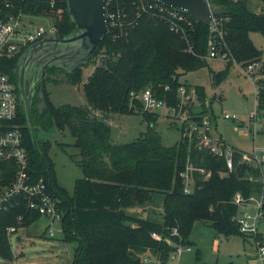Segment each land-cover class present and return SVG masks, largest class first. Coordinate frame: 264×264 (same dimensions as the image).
Returning a JSON list of instances; mask_svg holds the SVG:
<instances>
[{"label": "trees", "instance_id": "16d2710c", "mask_svg": "<svg viewBox=\"0 0 264 264\" xmlns=\"http://www.w3.org/2000/svg\"><path fill=\"white\" fill-rule=\"evenodd\" d=\"M11 1L25 12L54 17L57 37L66 36L75 28L67 0ZM249 1L213 0L219 5L217 14L223 17L226 30L222 48L241 65L262 60V50L254 43L251 32L259 31L264 35V9L260 12L252 10ZM110 6L125 11L127 20L136 23L122 32L116 27L115 32H121L119 36L113 35L111 27L103 37L95 54L102 55V62L83 83L89 106L54 105L47 94L45 108L37 106L36 101L32 104L38 134L56 126L61 130L69 128L75 138L74 144L80 152L77 161L83 176L76 179L72 194L58 182L52 162L50 177L48 163L29 128L21 99L18 109L17 122L24 133L32 180L44 177L62 214L63 240L76 244L72 264H143L142 257L148 252L160 259L159 264H166L178 245L193 243L190 234L196 221L209 223L227 237L234 234L248 236L239 230L236 221L239 205L234 202V195L241 192L248 198L260 193L264 189L262 168L242 161L240 149L235 153L233 169L228 171L223 157L200 148L196 140L189 141L182 136L173 145L163 144L156 127L159 113L142 111L140 101L132 100L130 95L131 91L151 86L154 94L165 99L168 106L178 107L181 101L179 87L186 85L189 90L195 87L196 103L188 107L189 115L193 118L201 116L194 112L197 104L203 106L202 114L208 113L206 87L183 82L181 76L209 66V24L195 21L194 28L185 33L176 32L157 15L144 12L139 15L134 0H111ZM25 49L1 59V70L10 75L18 92L17 68ZM233 59L226 62L223 70L211 68L214 85L220 84L228 75ZM92 60L94 58L84 65ZM84 65L70 73L49 67L47 81L51 75L61 72L65 73L69 83H82ZM258 109L264 111V90ZM98 110L118 113L141 110L147 128L133 141L113 143L111 126L97 117L95 112ZM40 139L48 155L50 144L44 138ZM190 164L204 168L206 173L191 172L195 177L194 190L187 193L181 172ZM2 180L5 184L10 182L5 176ZM157 192L164 193L161 220L128 211L129 207L152 200ZM40 217L38 212L27 207L26 201L10 211L0 212V258L7 261L16 258L7 227H29ZM173 229H177L178 234H174ZM154 234H159L161 239ZM256 238L264 239V235L258 234Z\"/></svg>", "mask_w": 264, "mask_h": 264}, {"label": "rangeland", "instance_id": "374dc122", "mask_svg": "<svg viewBox=\"0 0 264 264\" xmlns=\"http://www.w3.org/2000/svg\"><path fill=\"white\" fill-rule=\"evenodd\" d=\"M249 6L252 10L260 12L261 9H264V2L261 0H250ZM33 20L35 25H44L47 28L55 23V18L50 15H35ZM251 37L254 43L262 50L260 63L264 66V35L259 31H252ZM93 58L92 62L82 67V78L85 81L96 65L102 62V55H94ZM216 58L208 59L209 66L185 73L181 76V81L193 85L201 84L206 87V105L209 110L207 114L213 120L217 136L222 135L232 145L243 147L247 150H252L254 143L257 146H261L264 144V123L257 124V128L262 130L257 132L255 137L251 131L246 130L250 114L256 109L254 83L243 71L246 65L234 63L231 65L228 75L220 84L214 85V77L211 70H223L226 67V62L231 60L223 59L220 56ZM60 78L63 80L60 83H55ZM186 89L187 91L184 95L178 91L181 98L182 95L185 97L191 95L190 90L187 87ZM46 91L49 101L54 105L71 103L89 106L82 83H69L66 81L65 73L60 72L51 75L50 80L46 82ZM194 103H196V100ZM191 104L193 103L189 101L181 109V118H177L180 110L173 112L166 107L156 110L159 113L156 127L162 136L163 144L173 145L181 139L183 136V116L185 113L189 114L188 107ZM142 111L150 110L142 107ZM142 111L118 113L98 110L95 114L99 119L110 124V136L113 143H125L135 140L140 136L141 132L146 130L147 121L141 115ZM225 112L236 114L237 117L235 119L225 118ZM239 124L241 129H245L244 134L241 133ZM39 137L49 142L48 157L53 163L56 178L67 192L72 194L76 179L83 176L82 167L77 161L80 159V152L79 148L74 144V136L69 128L61 130L53 126L48 130H41ZM163 200L164 193L157 192L152 200L142 205L129 207L128 211L131 214L161 220ZM49 221V218L42 216L29 227H20L17 231L22 236L20 242H17V234L13 235V252L16 255L15 259L21 264H72L76 244L67 242L68 245H64L65 247L55 246L57 247L55 248L50 246L56 241L60 243L65 241L63 240V232L58 230L61 221L51 220V225L46 230ZM50 229L55 230L54 236H50ZM190 240L193 243L183 245V251L180 255H177V252H172L166 264H249L248 261L253 257L254 254L252 253L255 252V241L252 236L244 237L242 234H234L228 240L227 236L217 232L213 226L204 221H196L194 223ZM0 259H2L0 263L8 264L6 259ZM142 259L143 264H159L160 262V259L151 252L145 253ZM257 262L256 264H261L259 260Z\"/></svg>", "mask_w": 264, "mask_h": 264}, {"label": "built area", "instance_id": "2783aa9c", "mask_svg": "<svg viewBox=\"0 0 264 264\" xmlns=\"http://www.w3.org/2000/svg\"><path fill=\"white\" fill-rule=\"evenodd\" d=\"M105 14L109 30L113 28V35L119 36L128 26H133L136 21L127 19L126 12L113 9L110 4L111 0H105ZM213 2V0H207ZM138 14L152 13L159 16L162 22L168 24L171 30L185 33L187 29L194 28L195 18L183 8L170 6L158 0H134ZM34 15L26 13L20 5H15L11 0H0V66L1 59L12 57L20 53L30 44L44 37H57V26L53 23L49 28L44 25H35ZM116 27L121 30L115 32ZM210 36L208 40V58L220 56L225 59H233L228 51L223 50L222 44L225 36V27L223 17L213 14L209 22ZM233 62L235 60L233 59ZM244 73L248 75L255 87L256 109L250 114L247 125L248 131L253 136L260 132L257 128L258 123H264V111L258 109L261 92L264 90V68L259 61H253L246 64L243 68ZM178 91L183 95L187 91L185 85L180 86ZM191 95L185 97L182 94L180 103L177 106H168L165 99L158 98L151 86H147L140 91H131V99H138L146 110L156 111L159 108H169L173 112H178L177 118H181L184 105L189 101L194 102L197 98L195 87L190 89ZM20 104L19 92L17 91L14 81L10 75L0 68V212L10 211L26 201L29 209L38 212L41 216L50 218L52 221H61L62 214L58 209L57 200L47 189V183L44 177L33 181L29 172V155L24 144V133L21 124L17 122L18 109ZM184 115V114H183ZM225 118L235 119L236 114L229 112L224 113ZM244 121V120H240ZM240 127V124H239ZM242 134L245 129L240 127ZM183 136L189 141L196 140L200 148L207 149L212 154L223 157L229 170L234 167L235 153L239 148L235 147L223 137L215 134L214 123L211 116L207 113H201L199 118H193L185 113L183 116L182 126ZM242 150V149H240ZM242 161L255 163L262 169L264 167V145H253L252 150H242ZM193 170H199L206 173L204 168L188 165L187 169L181 172L185 178V192L190 193L194 190ZM4 172H7L6 174ZM210 172H207L209 175ZM225 174V173H224ZM7 177L10 182H2L3 177ZM264 180V172H262ZM234 202L239 205L236 221L239 230L246 235L254 238L256 254L261 264H264V239H257L258 234L264 235V228L261 226L264 221V189L259 194H252L244 198L241 192L234 195ZM23 215H19L21 220ZM19 227L10 225L7 227V234L12 242V237L18 234ZM62 231L60 224L59 229ZM50 236L55 235V230L50 229ZM174 234H178L177 229H173ZM161 239L159 234H154ZM171 242L170 238H166ZM183 245L176 247L173 253L180 255L183 251ZM8 264H20L16 259L8 261Z\"/></svg>", "mask_w": 264, "mask_h": 264}, {"label": "water", "instance_id": "95a60500", "mask_svg": "<svg viewBox=\"0 0 264 264\" xmlns=\"http://www.w3.org/2000/svg\"><path fill=\"white\" fill-rule=\"evenodd\" d=\"M170 6L186 9L197 22L209 24L211 16L219 10V5L207 0H158ZM68 11L75 28L64 37H46L30 44L22 53L18 62V88L19 97L27 115V121L31 132L43 156L48 163L51 177V160L42 147L41 139L33 120L32 104L34 86L27 89V66L30 58L37 52L49 50L44 57H49L42 69V84L40 94L43 97L44 106L47 104L45 92V71L48 66H56L67 73L73 72L78 66L88 63L98 51L103 37L109 33V26L105 14V0H67ZM43 106V108H44ZM203 106L194 108L195 113H202ZM229 239V237H227ZM76 249V247H75Z\"/></svg>", "mask_w": 264, "mask_h": 264}, {"label": "flooded vegetation", "instance_id": "af4514ba", "mask_svg": "<svg viewBox=\"0 0 264 264\" xmlns=\"http://www.w3.org/2000/svg\"><path fill=\"white\" fill-rule=\"evenodd\" d=\"M46 38V37H44ZM43 38H41L40 40H42ZM38 40V41H40ZM49 50H43L41 52H37L36 54H34L28 63L27 66V71H26V76H27V89L29 90L31 86H34V97H33V101H36V105L41 107V109H43L44 106V102H43V97L40 94V87L42 84V69H43V65L46 61L49 60V57H44L47 52ZM54 66V65H52ZM51 65L47 67L46 71H45V92H46V82H47V77H48V68L52 67ZM56 67V66H55ZM19 71V69L17 68V72ZM46 95V94H45ZM46 97V96H45ZM47 100V97H46ZM47 105V104H46ZM46 105L44 106V108L46 107Z\"/></svg>", "mask_w": 264, "mask_h": 264}, {"label": "crops", "instance_id": "0c3cea01", "mask_svg": "<svg viewBox=\"0 0 264 264\" xmlns=\"http://www.w3.org/2000/svg\"><path fill=\"white\" fill-rule=\"evenodd\" d=\"M32 14V13H31ZM34 16H35V14H33ZM209 59V58H208ZM214 59H217V58H214ZM85 82V80H83V82H82V85H83V83ZM200 104H197L196 105V107L197 106H199ZM202 106V105H201ZM220 137H223L222 135H219ZM226 140V139H225ZM227 141V140H226ZM262 145H264V144H262ZM235 146V145H234ZM235 147H237V146H235ZM237 148H239V149H242V150H247V149H244L243 147H237ZM193 166H194V164H192ZM262 172H264V170L262 169ZM193 176V175H192ZM193 178H194V181H195V177L193 176ZM259 194V193H258ZM48 218V217H47ZM50 219V218H49ZM51 219H50V221H49V223H48V225L46 226V230H47V228L48 227H50V225H51ZM261 226L264 228V221L262 222V224H261ZM21 237L22 236H20L19 234H17V242H20V240H21ZM229 239H230V237H229ZM228 239V240H229ZM66 245H68V243L67 242H63V243H60V242H58V241H56L55 243H52V244H50V246H57V247H65ZM57 247H55V248H57ZM68 248V247H67ZM75 248V247H74ZM252 254H254L253 255V257L251 258V259H249V264H256V263H258L257 262V260H259L258 259V257H257V254H256V247H255V252L254 253H252ZM0 260H2V259H0ZM17 260V259H16ZM18 261V260H17ZM260 261V260H259ZM261 262V261H260ZM20 263V262H19ZM0 264H2V263H0ZM21 264V263H20Z\"/></svg>", "mask_w": 264, "mask_h": 264}]
</instances>
